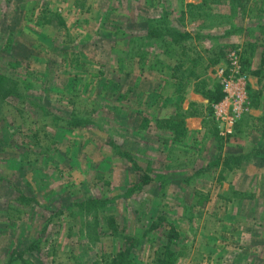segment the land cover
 <instances>
[{"label": "rangeland", "instance_id": "obj_1", "mask_svg": "<svg viewBox=\"0 0 264 264\" xmlns=\"http://www.w3.org/2000/svg\"><path fill=\"white\" fill-rule=\"evenodd\" d=\"M168 237L172 264H264V0H0V264Z\"/></svg>", "mask_w": 264, "mask_h": 264}, {"label": "trees", "instance_id": "obj_2", "mask_svg": "<svg viewBox=\"0 0 264 264\" xmlns=\"http://www.w3.org/2000/svg\"><path fill=\"white\" fill-rule=\"evenodd\" d=\"M201 3H203V2H201ZM186 6H187L188 12L191 13V12H194V9L195 8L199 7V4L187 3ZM162 31L167 32V33H170L168 28H165ZM181 34H182V36H185V37L188 36L187 33H181ZM157 35L160 37L161 32H157ZM219 89H218L219 90V95H220V98H221L224 93L222 92L221 88H219ZM81 122H82L81 119H77L76 121H74V124L76 126H78ZM169 128H172V127L169 126ZM230 159L235 160V162H231L230 163ZM240 160H241V156H237V157L234 156V157H231V158L229 156H226L224 158L223 162H224L225 165H228L229 167H232L233 168V167L239 166V164L241 162ZM218 162H219V159H216L212 163H213V165H217ZM134 169L135 170H138L139 169V166H136L135 165L134 166ZM142 176L143 177H141L140 182L136 185L137 189H139L143 184H145V183H147L149 181L148 172L142 174ZM133 191H134V188H129L127 192L130 193V192H133ZM103 201H104L103 199L97 200V199L91 197V198L86 199L85 203L83 202L82 204H85V205L88 206V205H95V204H98V203L101 204ZM177 237H178V234L177 233H173L172 238H175L176 239ZM172 238L171 237H168V242L166 243L165 250H164L165 255L163 253H160L159 252L160 255L157 256V258L154 261L155 264H172V263L175 262L177 256H176L175 251H173L171 249V247H170V244H171L170 241L172 240Z\"/></svg>", "mask_w": 264, "mask_h": 264}, {"label": "built area", "instance_id": "obj_3", "mask_svg": "<svg viewBox=\"0 0 264 264\" xmlns=\"http://www.w3.org/2000/svg\"><path fill=\"white\" fill-rule=\"evenodd\" d=\"M229 61H230V63H232V65H237L238 64L237 56L234 53H230ZM223 82L226 83L225 86H224V91L226 92L227 96L228 97H233L229 90H233L234 91V89H232V86L229 84L227 79H224ZM238 96H239V92H238ZM226 99H227V97L224 98V100H226ZM239 110H240V108L237 105L233 104L232 105V114L233 115H229L228 113H226L222 117H224V119L226 121H229L232 124V122L235 120V118H237L239 116V114H240Z\"/></svg>", "mask_w": 264, "mask_h": 264}, {"label": "crops", "instance_id": "obj_4", "mask_svg": "<svg viewBox=\"0 0 264 264\" xmlns=\"http://www.w3.org/2000/svg\"><path fill=\"white\" fill-rule=\"evenodd\" d=\"M224 203H225V201H224ZM229 205V204H228ZM223 211H224V208L222 209ZM228 226V225H227ZM210 233L211 232H207V237L206 238H208L209 236H210ZM211 235H213V233H211Z\"/></svg>", "mask_w": 264, "mask_h": 264}]
</instances>
